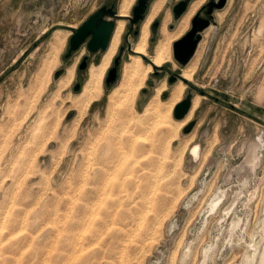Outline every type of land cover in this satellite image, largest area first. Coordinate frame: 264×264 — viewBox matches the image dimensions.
<instances>
[{
    "label": "rangeland",
    "instance_id": "obj_1",
    "mask_svg": "<svg viewBox=\"0 0 264 264\" xmlns=\"http://www.w3.org/2000/svg\"><path fill=\"white\" fill-rule=\"evenodd\" d=\"M178 1L165 0L150 23L148 53L162 39V25L176 39L190 28L176 33ZM7 2L0 5V264H264V0H227L215 10L190 82L218 99L185 83L181 100H201L174 135L143 112L157 86L165 82L160 98L167 100L179 80L169 83L165 70L147 74L129 109H106L132 53L123 39L126 19L113 56L123 46L116 80L105 82L112 58L103 94L82 114L63 101L81 91L104 51L92 53L84 42L65 57L72 34L66 26H80L103 4L118 12L120 0ZM176 39L162 65L181 73ZM75 62L70 86L57 96L54 72ZM173 110L171 118L181 120ZM258 136L263 145L252 161ZM81 243L82 252H74Z\"/></svg>",
    "mask_w": 264,
    "mask_h": 264
},
{
    "label": "bare ground",
    "instance_id": "obj_2",
    "mask_svg": "<svg viewBox=\"0 0 264 264\" xmlns=\"http://www.w3.org/2000/svg\"><path fill=\"white\" fill-rule=\"evenodd\" d=\"M132 1L133 0H120L119 9H118V14L120 16H128V12L130 10L129 8L132 6L131 5ZM164 1L165 0H154V2L152 3L148 15L146 16L145 20L142 22V24L140 26V33L138 35V38H137L136 42L135 43L134 42L131 43V47H132V50H133L134 53H131L129 55V60L123 63L122 68H121V76H120V80H119L118 84L115 85L111 89V91H109L107 93V95H106V98H107V106H106L107 108L106 109L111 114H112V112L114 111L115 108L120 107L121 105L125 106V109H129V105L131 103H133L132 102L133 97L136 95L138 90L142 87L147 74L152 71V65L150 64V62H147V61L145 62L143 60L144 58L141 56V54L147 56L148 59L153 64H155L157 66H161L165 60L171 59V54H170L171 50L169 48V44H170V42L172 40H174V38L176 39L177 37H176L175 33L165 29L166 28V24L162 25V26H165V28L163 27V29L161 31L162 39H159L157 41V43L153 47L152 53H148V51H147L150 23L153 21L154 17L160 11L163 3H165ZM203 2H205V0H192V2L190 3L188 9L185 11V13L180 17V20L178 21V24H177V27H176L177 35L178 34L179 35L183 34V32L188 28L191 16L195 13L196 9ZM220 14L221 13H219L218 15H220ZM125 23H126V20L124 18L116 19L115 26H114V29H113L112 34L110 36L108 45H107L106 49L103 51V54H102L99 62L90 64V66L87 69V78H86L85 82L82 85L81 91L78 94H76V95H73V96L69 95V96H66L65 99H63V101L67 100L70 103L69 107L77 109L81 113L86 108H88V106H90L92 101L97 100L103 94L102 80H103V77H104V74H105L107 68L110 65V62H111L113 56L115 55V53L117 51V48H118L120 40H121V35H122V33L124 31V28H125ZM213 27H214V25H212V28ZM197 49H198V47H197ZM202 50L203 49L200 47L199 51H195L194 59L189 64L187 63L181 69L182 77L188 79L189 81L193 77V74L195 72L197 64H198V62L200 60ZM81 53H82V51H81ZM53 54H55V53H53ZM75 67H76V62L71 64V65H68L65 68L64 73L58 79L57 90H56L57 96H58L59 91L62 88L70 86V84H71V82L73 80V77H74ZM185 87H186V84L179 79L177 81V83L175 82V84L171 88L169 98L167 100H161L160 94L166 89L165 82H162L159 86H157L155 88L154 94L150 97L149 101L146 103L145 109L143 110V112L145 111V113H147L148 116L149 115L154 116L156 118V120H157L156 122H158V124L159 123H163L164 126L169 131V133H172L173 135L176 134L178 129L182 128V126H184L185 124H187V122L189 120H191V118L193 117L196 109L199 106L200 100H201L200 99L201 95H199V94L194 95V97L191 98L190 107H189L187 113L184 115V117L180 118L181 120L172 119L171 118L172 117L171 116V111H172L173 107L175 106V104H177L181 100V98L183 96V93H184V90H185ZM107 111H106V113H107ZM124 113H126V112H124ZM145 113H144V115H145ZM139 117H141V116H139ZM145 117H147V116H145ZM152 119H153V117H152ZM111 120H112V117H111ZM143 120H145V119H143ZM150 120H151V118H150ZM139 122H141V120ZM137 123H135V124H137ZM121 136H120V138H121ZM262 142H263L262 138L260 136H258L256 142H254L253 148L251 149L252 151H251V155L250 156H251V160L252 161L258 159V150L262 147V145H263ZM107 148H108V146H107ZM193 154L194 155L197 154L196 150H193ZM118 162L119 161H117V163ZM143 176H144V174H143ZM145 190H146V187L144 186V188L141 191L143 193V195H142L141 198H138L140 200H137V202L138 201L140 202L141 206H144L143 200H144V196H145V194H144ZM139 211H142V210L140 209ZM83 229H84V227H83ZM72 239H74V238H72ZM63 248H65V247H63ZM82 249H83V244L81 243V246L79 248L76 247L74 249V252L81 251ZM50 258H52V257H50ZM71 258H74V256L71 257ZM86 258H87V256H86ZM262 258L264 259V257H262Z\"/></svg>",
    "mask_w": 264,
    "mask_h": 264
},
{
    "label": "water",
    "instance_id": "obj_3",
    "mask_svg": "<svg viewBox=\"0 0 264 264\" xmlns=\"http://www.w3.org/2000/svg\"><path fill=\"white\" fill-rule=\"evenodd\" d=\"M192 0H179L172 8L173 16L175 19H179L180 16L187 10L189 3ZM227 0H208L206 1L199 10L194 14V16L190 20V28L178 39H176L172 43V52L174 59L182 66H185L189 60L194 55L200 40L202 39L203 31L211 24H215L216 21L214 19L215 10L221 9L226 4ZM148 6V0H137L136 4L132 8V15L128 16H120L118 12L114 9L113 5L107 6L103 4L96 11L91 13L89 17L84 20L80 26L72 27L66 26L72 32L69 37V47L65 54V57L69 56V54L75 50H77L81 44L86 42L87 48L90 52H96L98 50H105L110 36L112 34L115 21L118 18H124L129 21V29L124 35V43L127 46V50L134 53L129 42V35L131 31L134 34L138 33V25L144 18V14L146 8ZM201 9L203 10V15H200ZM159 22L155 20L151 29L152 32H156L157 26ZM123 46H120V49ZM143 58H146L145 55L141 54ZM148 62L152 65L153 72H158V70H165L168 72V82L173 83L176 80L180 79L184 83L189 84V86L198 91L201 95H208L213 97L214 99H218L214 97L209 92L201 89L198 86L192 84L188 79L182 77L180 72H175L170 70L166 66H157L153 64L149 59ZM113 66L108 69L107 75L105 77L106 84H110L116 80L117 77V67L119 64V55H116L113 58ZM87 62L86 57H83L79 64V69L83 70L86 68ZM64 68H60L56 70L53 74V78L58 79L63 73ZM80 88V83H76L74 86V90H78ZM191 104L190 94L178 102L174 106L173 114L176 118H182L188 111ZM192 125L184 128V132H188Z\"/></svg>",
    "mask_w": 264,
    "mask_h": 264
},
{
    "label": "flooded vegetation",
    "instance_id": "obj_4",
    "mask_svg": "<svg viewBox=\"0 0 264 264\" xmlns=\"http://www.w3.org/2000/svg\"><path fill=\"white\" fill-rule=\"evenodd\" d=\"M154 2V1H153ZM192 2V1H191ZM152 5V4H151ZM190 5V4H189ZM189 7V6H188ZM151 8V7H150ZM203 10L204 9H201V11H200V15H203ZM129 15V14H128ZM145 20V19H144ZM115 26V25H114ZM114 29V28H113ZM128 29H129V27H128ZM132 32V31H131ZM122 51H123V48H121L120 50H119V53L117 54V55H119V60H120V55H121V53H122ZM72 53V52H71ZM71 53L69 54V56L71 55ZM103 54V53H102ZM69 56H67V57H69ZM102 56V55H101ZM84 57H86V62H87V59H88V56H84ZM101 58V57H100ZM168 77H169V74H168Z\"/></svg>",
    "mask_w": 264,
    "mask_h": 264
},
{
    "label": "crops",
    "instance_id": "obj_5",
    "mask_svg": "<svg viewBox=\"0 0 264 264\" xmlns=\"http://www.w3.org/2000/svg\"><path fill=\"white\" fill-rule=\"evenodd\" d=\"M8 0H0V5L2 4V5H5V3H8L7 2Z\"/></svg>",
    "mask_w": 264,
    "mask_h": 264
},
{
    "label": "trees",
    "instance_id": "obj_6",
    "mask_svg": "<svg viewBox=\"0 0 264 264\" xmlns=\"http://www.w3.org/2000/svg\"><path fill=\"white\" fill-rule=\"evenodd\" d=\"M149 1V0H148Z\"/></svg>",
    "mask_w": 264,
    "mask_h": 264
}]
</instances>
